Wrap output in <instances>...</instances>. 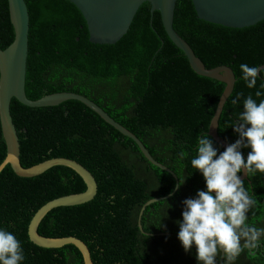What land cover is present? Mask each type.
<instances>
[{
  "label": "trees",
  "instance_id": "1",
  "mask_svg": "<svg viewBox=\"0 0 264 264\" xmlns=\"http://www.w3.org/2000/svg\"><path fill=\"white\" fill-rule=\"evenodd\" d=\"M29 15L25 94L38 99L70 91L100 106L131 131L152 158L184 182L168 198L175 180L151 164L128 137L76 100L54 106L29 107L15 98L10 114L23 167L54 157L73 159L93 175L97 191L82 204L51 209L37 232L46 237L75 236L87 246L92 264H197L194 250L184 252L176 238L181 201L203 190L200 173L192 169L198 138L205 132L224 83L196 74L183 52L166 35L160 14L150 4L137 9L126 33L115 43L89 41L80 11L68 0H24ZM173 29L206 68L219 65L234 73L233 89L218 118L217 134L227 143L238 138L232 121L248 95H264V69L256 86L246 87L239 65H264V18L233 28L199 19L191 0H176ZM6 0H0V49L13 40ZM239 94V100L233 104ZM238 122V121H237ZM208 135V134H207ZM209 136V135H208ZM213 146H219L210 136ZM249 149L242 148V156ZM6 148L0 126V163ZM240 172L238 173V175ZM245 190L256 203L246 223L264 228V174H249ZM86 188L82 178L65 166H53L33 177L17 176L9 165L0 172V227L12 232L23 249L22 264H83L72 244L44 248L27 234L32 215L51 199ZM243 244V241H242ZM219 258L217 260V263ZM222 264V262H221ZM234 264H264V238L254 248L242 246Z\"/></svg>",
  "mask_w": 264,
  "mask_h": 264
},
{
  "label": "water",
  "instance_id": "2",
  "mask_svg": "<svg viewBox=\"0 0 264 264\" xmlns=\"http://www.w3.org/2000/svg\"><path fill=\"white\" fill-rule=\"evenodd\" d=\"M6 1L14 36L9 45L4 49H0V126L6 148L5 158L0 163V172L6 165H9L19 177H33L58 165L75 171L85 183V190L56 197L39 207L29 221L27 234L33 244L44 248H58L66 244H72L81 253L83 264H92L89 250L81 239L75 236L46 237L38 234L37 227L42 218L51 209L60 206L78 205L91 200L97 191L96 181L87 168L79 162L66 157H54L29 167H23L19 160L18 137L10 114V101L12 98L29 107L54 106L66 100L79 101L122 135L130 138L151 164L171 174L175 180L173 191L165 196L151 198L140 207L137 218V225L140 230H142L140 224L141 215L145 208L151 203L170 197L177 190L178 180L168 167L152 158L144 145L131 131L116 122L100 106L87 97L70 91L50 93L34 100L26 97L24 86L28 50V10L24 0ZM68 1L83 16L87 26L89 41L99 44H112L121 38L126 33L137 9L143 2L150 4L151 14L157 10L166 35L186 56L190 68L198 75L216 79L225 85L207 130V134L224 149L228 143L217 134V125L222 107L233 89L235 82L234 73L226 65L206 68L194 54L188 43L173 29L172 21L176 0ZM191 2L199 19L226 27L242 28L253 25L264 18V0H191ZM259 69H264V65L258 67ZM238 176L242 180L246 178L243 170ZM221 262L222 258H219L217 264H221Z\"/></svg>",
  "mask_w": 264,
  "mask_h": 264
},
{
  "label": "clouds",
  "instance_id": "3",
  "mask_svg": "<svg viewBox=\"0 0 264 264\" xmlns=\"http://www.w3.org/2000/svg\"><path fill=\"white\" fill-rule=\"evenodd\" d=\"M239 69L246 87L254 88L258 67L241 63ZM260 88L264 89V83ZM262 95L260 90L255 92L256 97ZM238 100L239 94L233 104ZM231 124L238 138L223 151L218 152L205 132L198 138L190 165L200 173L204 188L181 201V218L175 221L177 240L184 252L194 250L197 264H217L218 258L222 264H234L242 246L254 248L264 238V228L246 223L256 201L238 176L241 170L246 176L264 174V99L257 102L251 94L245 97ZM242 148L249 149L246 156H242ZM183 182L179 179L176 187ZM24 259L20 241L0 227V264H22Z\"/></svg>",
  "mask_w": 264,
  "mask_h": 264
}]
</instances>
